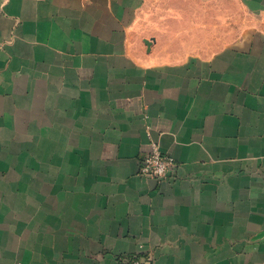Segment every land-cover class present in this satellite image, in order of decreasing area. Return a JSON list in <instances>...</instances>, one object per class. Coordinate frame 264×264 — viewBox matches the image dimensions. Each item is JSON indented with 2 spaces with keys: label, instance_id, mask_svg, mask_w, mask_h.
<instances>
[{
  "label": "crops",
  "instance_id": "1",
  "mask_svg": "<svg viewBox=\"0 0 264 264\" xmlns=\"http://www.w3.org/2000/svg\"><path fill=\"white\" fill-rule=\"evenodd\" d=\"M239 2L245 33L178 60L148 0H0V264H264V0ZM152 141L172 179L140 173Z\"/></svg>",
  "mask_w": 264,
  "mask_h": 264
},
{
  "label": "rangeland",
  "instance_id": "2",
  "mask_svg": "<svg viewBox=\"0 0 264 264\" xmlns=\"http://www.w3.org/2000/svg\"><path fill=\"white\" fill-rule=\"evenodd\" d=\"M173 4H179L178 17L182 18L176 30ZM188 16L195 21L188 24L185 21ZM253 21L254 16L247 13L239 0H148L139 32L148 39L156 36L154 52L182 60L191 54H212L223 43L245 33ZM207 23L209 28L205 26ZM190 25L196 28L187 29Z\"/></svg>",
  "mask_w": 264,
  "mask_h": 264
},
{
  "label": "built area",
  "instance_id": "3",
  "mask_svg": "<svg viewBox=\"0 0 264 264\" xmlns=\"http://www.w3.org/2000/svg\"><path fill=\"white\" fill-rule=\"evenodd\" d=\"M177 166L175 157L165 154L160 143L152 141L149 153L142 160L140 173L163 182L172 179L171 177L174 175ZM157 168L164 169L163 176L156 174ZM127 264H151V262L148 257L135 254L130 257Z\"/></svg>",
  "mask_w": 264,
  "mask_h": 264
},
{
  "label": "clouds",
  "instance_id": "4",
  "mask_svg": "<svg viewBox=\"0 0 264 264\" xmlns=\"http://www.w3.org/2000/svg\"><path fill=\"white\" fill-rule=\"evenodd\" d=\"M156 174H157V175H160V176H163V175H164V169L157 168V169H156Z\"/></svg>",
  "mask_w": 264,
  "mask_h": 264
},
{
  "label": "water",
  "instance_id": "5",
  "mask_svg": "<svg viewBox=\"0 0 264 264\" xmlns=\"http://www.w3.org/2000/svg\"><path fill=\"white\" fill-rule=\"evenodd\" d=\"M145 42L148 45V47L151 48V45L153 43V39H146Z\"/></svg>",
  "mask_w": 264,
  "mask_h": 264
}]
</instances>
